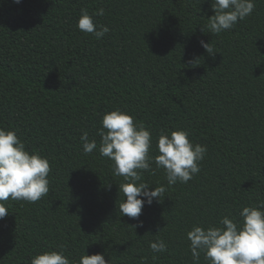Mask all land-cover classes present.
Wrapping results in <instances>:
<instances>
[{"label":"trees","instance_id":"trees-1","mask_svg":"<svg viewBox=\"0 0 264 264\" xmlns=\"http://www.w3.org/2000/svg\"><path fill=\"white\" fill-rule=\"evenodd\" d=\"M254 3L217 35L210 0H0V127L51 168L48 195L4 202L0 264L58 246L71 261L85 252L108 264H193L187 231L264 200V0ZM99 8L94 22L110 31L97 39L76 24L81 9ZM116 108L150 131L153 157L162 131L207 147L187 183L169 186L154 163L143 172L166 191L142 209V227L120 216L125 181L98 152L101 118ZM83 132L97 142L90 154ZM159 239L167 251L153 253Z\"/></svg>","mask_w":264,"mask_h":264},{"label":"clouds","instance_id":"clouds-1","mask_svg":"<svg viewBox=\"0 0 264 264\" xmlns=\"http://www.w3.org/2000/svg\"><path fill=\"white\" fill-rule=\"evenodd\" d=\"M20 4L22 0H12ZM213 15L208 17L207 28L212 34H220L234 27L238 20H244L254 10V0H210ZM105 11L99 8L92 15L81 9L76 27L83 33L92 34L100 39L110 29L106 25H97L94 16H103ZM201 47L214 55L211 44L200 41ZM98 130L100 143L98 152L108 158L112 164L114 176L123 177L119 192L124 200L119 204L120 216H127L138 221L133 227H142L138 218L145 205L159 201L165 193V186H155L142 182L146 171L162 169L169 186L187 183L200 172V162L207 153V147L193 144L189 133L180 129L162 131L155 143L156 155H150L153 149V138L142 123L119 108L105 113ZM85 154L97 150L95 139L89 140L87 132L80 136ZM49 161L37 152L26 150L25 143L15 131L0 127V219L9 214L6 201H27L34 203L49 193ZM189 251L193 264H200L203 258L206 264H264V200L257 201L255 206H244L237 216L225 215L218 225L202 227L194 225L187 231ZM153 253L167 251V245L159 239L149 243ZM30 264H108L104 254L86 255L78 261H71L65 255L62 246L58 250L37 253L30 258Z\"/></svg>","mask_w":264,"mask_h":264}]
</instances>
